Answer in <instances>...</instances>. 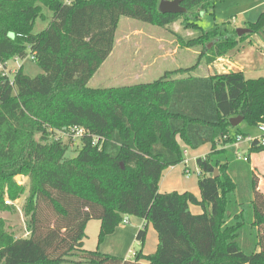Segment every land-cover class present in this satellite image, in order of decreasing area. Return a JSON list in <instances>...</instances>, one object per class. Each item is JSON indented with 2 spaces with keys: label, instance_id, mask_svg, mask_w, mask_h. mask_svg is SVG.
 Segmentation results:
<instances>
[{
  "label": "trees",
  "instance_id": "obj_1",
  "mask_svg": "<svg viewBox=\"0 0 264 264\" xmlns=\"http://www.w3.org/2000/svg\"><path fill=\"white\" fill-rule=\"evenodd\" d=\"M160 1L0 0V212L13 208L7 196L17 201L28 192L30 230L17 238L0 218V264H264V194L250 162L264 145L254 139L242 155L248 161L239 159L237 139L248 135L230 124L242 117L264 126V77L193 76L202 62L211 66L264 35V13L239 37L231 21L200 26L223 0H186L179 15L161 14ZM122 18L197 30L192 39L174 35L179 49L201 50L198 62L148 84L92 88ZM38 22L48 26L35 33ZM28 57L43 73L32 78L21 66L10 79L8 63ZM58 132L79 140L76 157H66ZM206 145L210 152L197 158L201 199L160 193L163 173L185 161L184 148ZM125 217L144 221L134 259L84 249L90 221L102 223L101 244ZM149 224L159 244L145 255Z\"/></svg>",
  "mask_w": 264,
  "mask_h": 264
},
{
  "label": "rangeland",
  "instance_id": "obj_2",
  "mask_svg": "<svg viewBox=\"0 0 264 264\" xmlns=\"http://www.w3.org/2000/svg\"><path fill=\"white\" fill-rule=\"evenodd\" d=\"M228 14L229 12H224V14H222L218 11V9L215 12V15L203 13L200 26L204 30L208 31L211 30L216 24H222L226 21H231L232 29H238L240 24H242L240 21L242 18L240 17L239 19V16L234 13L233 15ZM47 26L48 22H38L35 28V33L41 32ZM136 31H140L142 35H137V33H135ZM174 34L182 38L192 39L197 37L199 32L193 29H185L179 21L172 23L169 28H159L137 20L122 18L116 34L117 44L115 52L105 64L101 72H99V74H97V76H95V78L90 82V86L97 89H111L148 84L159 80L168 71L195 66L198 62V57L201 53V50L198 48L190 50L180 49L178 54H176L175 52L178 48V44ZM261 39L264 45V36L261 37ZM159 40H161V42ZM260 47L261 46L258 45V42L254 45L253 49L256 51V55L259 54V57L254 62L255 68L252 66V68H249L246 71L245 78L247 80L264 77V49L259 52ZM238 51L239 49H235L231 53L234 54ZM19 64L24 67L25 73L32 78L43 73V71L32 61L31 57H28L25 61L20 62ZM144 66H146L148 69L144 70ZM19 67L20 66L16 65L13 60L9 62L8 68L10 79L13 80V75L19 70ZM211 69L208 65L202 62L193 76L208 77L217 74L213 68ZM241 129L245 133H250L252 136H254V138L258 137V135L261 133L258 128L251 127L247 122H243L241 124ZM57 135L62 137L64 142L69 147L66 157H76L78 150L81 148L79 140L75 137L71 139L68 135L63 134V132H58ZM202 154V151H193L191 149L184 148L185 161L182 164L176 166L174 170H169L171 172H167L170 173L169 177L171 176L170 185L167 183L165 186H163L164 184H162L160 187V192L172 193L177 191L178 193H181L189 191L201 199L197 158L199 156L201 157ZM187 167L190 169L189 174L185 172ZM165 173L166 171L163 173V176ZM163 176L161 181H164ZM166 176H164V179ZM16 182L19 185L26 187L29 185V179L22 176L17 177ZM28 197V192L17 201H11L7 196L5 198V203L6 201H11L14 203V205H12L13 208L9 211L0 212V218L6 222V227L8 230L11 233H14L17 238L30 237L29 219L25 214V206ZM190 207L191 212L195 215H200L203 213V210L200 206L192 205ZM129 218L132 221V226L140 221V219L136 217ZM121 226H123L124 229L128 227L123 224ZM111 241L115 243L113 239H111ZM125 241L126 239L121 242L123 247L125 246ZM98 242L99 235L94 236L91 232L86 239V249L91 251L97 250V246L99 245ZM109 243H111L110 240H107V243L100 248V252L103 254L119 257V255L110 253L114 251H112L113 249H109ZM141 249L142 246L140 242L136 240L134 244L128 249L131 250V254H127L130 256V259H134V254L139 252ZM75 259L77 260L78 258Z\"/></svg>",
  "mask_w": 264,
  "mask_h": 264
},
{
  "label": "crops",
  "instance_id": "obj_3",
  "mask_svg": "<svg viewBox=\"0 0 264 264\" xmlns=\"http://www.w3.org/2000/svg\"><path fill=\"white\" fill-rule=\"evenodd\" d=\"M219 8H220V10H219ZM217 9L222 14H224V12H229L228 15H233V13H234L237 16H239V19L241 17L242 19H240V21L242 22V24H240L238 29H248V25L250 23H255L259 19L260 15L262 13H264V0H223L221 3L217 4L215 12L217 11ZM229 30H237V29H232V27L229 26ZM135 33H137V35H142V33L140 31L139 32L136 31ZM263 36H264L263 34H256V35L252 36L250 39H248L247 41L242 43L237 48V50L239 49V51L237 53L232 54L230 52L227 56L219 59L213 65L209 66V68L210 69L213 68V70L215 72H217V74H225V73H229V72L233 71V72H242L245 76V73L249 68H252V66H253V68H255L254 62L259 57V54L256 55V53H255L256 51H254V49H253L254 45L258 42V45L261 46L259 48V52H261L264 49V48H262V47H264V45H263V41L261 39V37H263ZM159 41L161 42V40H159ZM116 44H117V41H116ZM115 48H116V45H115ZM179 50L180 49L177 48L175 53L178 54ZM114 52H115V49H114L112 55L114 54ZM111 56H110V58H111ZM108 60L103 64V66L100 68V70L96 73L95 76H97V74H99V72H101V70L103 69L105 64L108 62ZM13 61L15 62L16 65H18L20 67L22 66L21 64H19L21 61H19V60H13ZM8 65H9V63H8ZM143 69L147 70L148 68H146V66H144ZM95 76H94V78H95ZM211 76H213V75H211ZM260 78H263V77H260ZM249 80H253V79H249ZM239 131L242 134L248 135V138L244 139V141H242L241 143L236 144L237 149H239L240 153L243 155L249 151V148L251 145V142L249 141V139L254 140V139L260 138L261 133L258 135V137L254 138V136H252L250 133L243 132L241 129V125L239 126ZM210 150H211V146L206 145L197 151H202L203 154L201 157H204L205 155H207L210 152ZM250 162H251L252 169L255 171V173L260 178L259 190L261 193L264 194V152L260 153V154H252L250 156ZM175 168L176 167H172V168H169L168 170H166V173L164 176H166L167 174L168 175L166 176L165 179L163 176L164 181L160 182L161 183L160 187L162 184H164L163 186H165L167 183L170 185L171 176L169 177L170 173H167V172H171L169 170H174ZM167 191H170V190H167ZM185 192H189V191H185ZM185 192H181V193H185ZM190 209H191V207H190ZM95 222H97V223H95ZM131 224H132V221L130 220L129 225H131ZM129 225H125V226H128L126 229H124L123 226L118 227L112 235L108 236L103 241V243L100 244L98 242L99 245L97 246V250L100 251V248L107 243V240H110V242L112 244L109 243V249H113L112 251H114V252H110L111 254L113 253L115 255H119L120 258H124V259L129 258L130 259V256L127 253L131 254V250H128V249L131 245L134 244V242L136 240L138 241V233L142 229V227L144 225V221L140 219V221H138L137 224H134L133 226L132 225L129 226ZM101 227H102L101 221L93 220V221H90L88 223L87 228H86V238L84 240V249L85 250H87L86 249L87 248L86 239L88 238V235L92 232V234L94 236H97V235L100 236ZM111 239H113L115 241V243H113L111 241ZM125 239H126V241L124 243L125 246L123 247L121 242ZM158 244H159L158 235H157L156 231L154 230L152 224H149L145 245L143 247V253L145 255L154 254L158 249ZM88 251H91V250H88ZM94 251H96V250H94Z\"/></svg>",
  "mask_w": 264,
  "mask_h": 264
},
{
  "label": "water",
  "instance_id": "obj_4",
  "mask_svg": "<svg viewBox=\"0 0 264 264\" xmlns=\"http://www.w3.org/2000/svg\"><path fill=\"white\" fill-rule=\"evenodd\" d=\"M186 0H161L159 3L158 10L161 14H173V15H179L184 14L187 12L185 8L181 6V4ZM239 37H242L244 35L250 34V29H237L236 30ZM244 122V119L242 117H235L230 120V124L233 128H237ZM219 176V172L216 171L215 177Z\"/></svg>",
  "mask_w": 264,
  "mask_h": 264
},
{
  "label": "built area",
  "instance_id": "obj_5",
  "mask_svg": "<svg viewBox=\"0 0 264 264\" xmlns=\"http://www.w3.org/2000/svg\"><path fill=\"white\" fill-rule=\"evenodd\" d=\"M259 131L261 132V137L259 138V141L261 142V144L262 145H264V126H260L259 128ZM80 133V132H79ZM81 134V133H80ZM242 141H244V138H242V137H238V139H237V143H241ZM249 141L250 142H252L253 140L252 139H249ZM242 154H239L238 155V158L239 159H242ZM244 158V157H243ZM244 161H248V158H244ZM190 169H188L187 168V170H186V173L187 174H189L190 173V171H189ZM198 175H200V173L198 172ZM6 205H14V203H12L11 201H6V203H5ZM122 224L123 225H129L130 224V218L129 217H125L124 218V220H123V222H122Z\"/></svg>",
  "mask_w": 264,
  "mask_h": 264
}]
</instances>
